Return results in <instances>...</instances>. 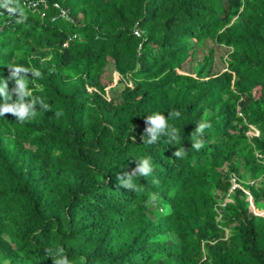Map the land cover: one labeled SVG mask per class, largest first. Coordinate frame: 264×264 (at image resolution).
Segmentation results:
<instances>
[{"label":"trees","instance_id":"1","mask_svg":"<svg viewBox=\"0 0 264 264\" xmlns=\"http://www.w3.org/2000/svg\"><path fill=\"white\" fill-rule=\"evenodd\" d=\"M46 2L23 23L0 8V79L29 69L48 106L0 117V264H264V0ZM153 113L177 140L143 143Z\"/></svg>","mask_w":264,"mask_h":264},{"label":"clouds","instance_id":"2","mask_svg":"<svg viewBox=\"0 0 264 264\" xmlns=\"http://www.w3.org/2000/svg\"><path fill=\"white\" fill-rule=\"evenodd\" d=\"M46 1L47 0H3V2L0 3V8H4L7 11L8 17L18 13L19 18L16 22L23 23L27 20V15L23 11L22 6L27 10L38 13L41 18H44L46 16ZM52 6H55L58 9V13L61 18L68 17L67 11L60 7L57 2H53ZM0 15L3 14L0 13ZM3 26L4 24L0 25V29L3 28ZM8 69V77L0 79V99L3 100V103H0V117H4L5 114H11L17 121L25 122L36 116L37 103L40 104L42 109L47 110L48 106L45 105L42 100L37 98L29 99V97H31V91L27 88L26 74H28L30 70L22 66L9 67ZM31 74L35 77L40 76V73L35 70H33ZM9 81L14 83V87L11 89L8 86ZM13 95H15L14 100ZM55 115L59 117L62 113L58 111ZM174 115L178 117L180 113L175 112ZM144 123L146 125L144 129L145 134L141 136L143 143H156L162 135L167 137L168 143H171L179 138L178 130L175 127L169 129L167 118L161 113H153L150 116H146ZM208 127H210V124L207 121L200 122L197 125L194 131L197 138H194L191 145L192 148L198 151L203 147V141L198 137H201L204 130ZM256 133H258V131H256ZM145 137H147V139H145ZM130 139L135 142L136 137L133 135ZM186 154V150L181 147L176 149L173 156L182 159ZM153 171L154 168L151 162V157H145L136 160V167L132 169L131 172H124L122 175H117V180L119 181L120 186L136 191L138 188L134 183V179L136 177L151 176ZM152 183L158 184L159 181L153 179ZM232 189L233 188H231V190ZM157 200V194L152 193L150 194L148 201L145 203V206L148 207L155 205ZM53 264H72V262L65 255L63 248H60L56 250Z\"/></svg>","mask_w":264,"mask_h":264},{"label":"rangeland","instance_id":"3","mask_svg":"<svg viewBox=\"0 0 264 264\" xmlns=\"http://www.w3.org/2000/svg\"><path fill=\"white\" fill-rule=\"evenodd\" d=\"M211 46V43H208V47H210ZM217 55H218V53H217ZM217 55H216V57H215V61H216V67L217 68H224V66H225V64H223L220 60H219V58L217 57ZM191 65H192V63L191 62H188L187 64H186V68H184V70H190L191 68ZM116 79H117V74L116 73H114V75H113V80H114V82L116 81ZM254 132H256V131H254Z\"/></svg>","mask_w":264,"mask_h":264},{"label":"built area","instance_id":"4","mask_svg":"<svg viewBox=\"0 0 264 264\" xmlns=\"http://www.w3.org/2000/svg\"><path fill=\"white\" fill-rule=\"evenodd\" d=\"M136 33H137V31H136ZM235 186H238V184L237 183H233L232 188H234Z\"/></svg>","mask_w":264,"mask_h":264}]
</instances>
